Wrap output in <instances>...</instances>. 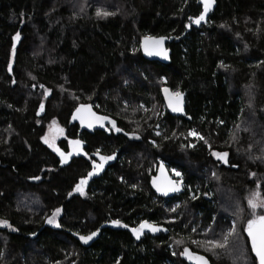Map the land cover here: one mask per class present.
Instances as JSON below:
<instances>
[{
  "label": "trees",
  "instance_id": "1",
  "mask_svg": "<svg viewBox=\"0 0 264 264\" xmlns=\"http://www.w3.org/2000/svg\"><path fill=\"white\" fill-rule=\"evenodd\" d=\"M85 1L0 0V219L16 229L0 227V264H188L185 248L212 264H258L249 214L240 219L257 186L264 195V0H215L200 26L189 17L203 11L201 0H101L114 13L106 18ZM148 35L172 39L168 62L145 59ZM163 86L185 94L189 118L167 110L156 117ZM82 103L120 129L84 132L89 152L117 159L83 195L75 186L89 160L61 167L43 140L54 120L74 137L70 118ZM193 130L204 140L189 138ZM213 151L227 152L228 162ZM157 158L183 174V194L154 193ZM221 197L237 202L225 215L238 228L227 250L208 251L192 241L228 231ZM177 200L182 207L173 211ZM56 208L59 228L46 223ZM142 221L169 233L138 241L130 229ZM97 231L92 244L79 238Z\"/></svg>",
  "mask_w": 264,
  "mask_h": 264
},
{
  "label": "snow or ice",
  "instance_id": "2",
  "mask_svg": "<svg viewBox=\"0 0 264 264\" xmlns=\"http://www.w3.org/2000/svg\"><path fill=\"white\" fill-rule=\"evenodd\" d=\"M201 3L203 4V11L197 16L194 20L189 17L190 20L196 25H199L202 21H205L207 13L210 11L212 5L215 3V0H201ZM96 15L100 18H106L109 15H114V13H110L108 11L98 9L96 12ZM191 25H189L190 27ZM20 36L19 33L16 34L15 39L19 40ZM165 38L164 37H152V36H145L143 38V49L146 55L148 56H162L164 59L168 58L167 55V49L163 47ZM15 54V47H13V55ZM11 70V68H9ZM41 87H43L41 85ZM47 91V90H46ZM165 98L168 100V107L172 109L173 112H183V94L179 91L171 92L168 88H165L164 90ZM44 105H40L41 111H43ZM73 119H80L81 124H84L87 119V125L88 127H92L94 122H102L107 119V117H101L96 116L95 113L91 111V105L82 104L80 107L76 109V115H74ZM56 122L53 121V124ZM114 123V122H113ZM101 126H103L101 124ZM239 127V126H237ZM117 131H120V129H116ZM58 133H62L63 129H57ZM159 134V133H157ZM189 135L196 136L201 140H204L203 136H200L199 133L193 131L189 132ZM54 139H50L49 137L45 136L43 137L44 143L48 144L49 147H52L54 151H56L60 157H61V163H66L69 159V157L75 153L76 155H79L82 151V141L80 140H73L70 141V146L73 148V152H69L65 154L64 152H61L59 148L55 147ZM205 144H208V141H204ZM211 147V145H209ZM99 153L97 152V155ZM213 156H215L217 159L223 161L224 163H227V152H215L213 151L211 153ZM115 159L114 155L111 156H100V163H96L93 161L92 163V171L87 173V176L85 178H82L80 182L75 186V191L79 192L81 195L84 194V187L88 182V179H90L93 175L97 174L99 171L103 170L104 164L109 161ZM161 173H163V166H161ZM175 175L177 177L181 176L180 172H176ZM253 176H255V173H253ZM32 179L38 180L39 177H32ZM153 185L156 187L157 191L162 192L164 195H168V193L171 192H178L180 190V183L179 181H173L165 178V181L163 184H161L158 179L153 180ZM248 206L252 209V217L247 220V235L251 240V251L255 253V259L258 261V264H264V214H257L256 210L264 209V195L259 190V186H257V189L252 191L247 199ZM62 212L61 208H56L50 217L46 218V223L50 225H54L55 227L59 228L61 225L58 222V217L60 216ZM113 224L119 225L122 227L127 228L128 225L121 224L119 220L112 221ZM0 227H7L12 229L13 231H16V229L12 228V225L5 219H0ZM147 229L152 232L161 231V229L154 225L150 224L148 221H142L140 224L136 227L131 228L132 234L136 237V239H140L141 235L143 234L144 230ZM98 232H92L89 235L86 236H80V240L83 241V243L87 244L89 241H91L94 237H96ZM236 234V228L235 224L229 229L226 233L222 235V238L220 239H212L207 240L204 242L200 241H192L193 243L197 244L198 246L203 243L206 247V250L208 251H215L216 249L221 250H227L229 247V244L231 242V238ZM35 235V233H33ZM179 243V242H178ZM181 255L185 256L189 261L192 262V264H209L208 260L202 256L193 253L188 248H185ZM118 264V262H117Z\"/></svg>",
  "mask_w": 264,
  "mask_h": 264
},
{
  "label": "water",
  "instance_id": "3",
  "mask_svg": "<svg viewBox=\"0 0 264 264\" xmlns=\"http://www.w3.org/2000/svg\"><path fill=\"white\" fill-rule=\"evenodd\" d=\"M211 10H212V7H211L210 11L207 13L206 18H205V21H202L199 25H196V26H200V25L205 24V23L207 22ZM148 36H151V35H148ZM152 37H156V38L164 37V38H165L164 43H163V47H164L165 49H167V55H168V58H167V59H164L162 56H148V55H146L145 52H144L143 46H142V44H143V39H142L141 42H140V49H141V52H142V54L144 55L145 59L148 60V61H156V62H161V63L168 62L169 59H170V51H169V48H168V43H169L172 39L169 38L168 36H152ZM165 88H168L171 92H174V91H173L169 86H163V87H162V90H161V94H162V97H163L164 105H165L166 110L169 112V114H171V115H173V116H177V117H184V116H186V117L189 118V116H187L186 107H185V94L182 93V94H183V98H182V99H183V105H182V106H183V109H184L183 112H173L172 109H171L170 107H168V100L165 98V93H164V91H163ZM82 104L91 105V111H92L93 113H95L96 116L107 117V119L104 120V121H102V122H94V123H93V126H92L91 128L88 127V125H87V119H86V121H85L84 124H81L80 119H73V117H74V115H76V109H77L78 107H80V105H82ZM82 104H79V105L74 109V111L72 112L71 118H70V123H71L72 125L77 124V125L79 126L80 132L87 131V132H90V133H94L95 131H106L109 127H114V126L117 125V120H116L114 117H112V116H110V115H106V114H101V113L97 112V111L94 109V106H93L92 104H89V103H82ZM37 115H38V117L43 116V115H44V109H43V111H41V109L39 108ZM113 122H114V123H113ZM101 124H102L103 126H101ZM73 140H80V141H82L80 138L72 139V140H70V141H73ZM82 142H83V141H82ZM83 145H84V143H82V151L80 152V154H79V155H76L75 153H73V154L69 157V159H68V161H67L66 163H61V157H60L59 154H57V157H58V159H59V164H60V166H61V167L68 166V165L73 161V159H76V158H79L80 156H82L83 153H84ZM69 152H73V148L70 146V143H69V151H68L67 153H69ZM67 153H65V154H67ZM161 166H163V173H161ZM107 167H108V164H107V162H106V163L104 164V168H103V170H101V171H99L97 174L93 175L90 179H88V181H90V180L96 178L97 176H99L100 174H102V173L104 172V170L107 169ZM165 178H167V179H169V180L177 181V180L171 175V173H170V171H169L167 165H165V163L161 162V163L159 164L158 168H157L156 174H154V175L151 177V179H150V186H151V188L153 189V191H154L159 197H162V198L173 197V196H175V195L182 194V193L185 192V188H184L183 184L180 183V182H179V183H180V190H179L178 192H171V191H170V192L168 193V195H164L162 192L157 191L156 187L153 185V180H157V179H158V181H159L161 184H163L164 181H165ZM154 225H156V224H154ZM156 226H158V227L161 229V231L152 232V231H149V230L145 229L144 232L150 234L151 236H159V235L162 234V233H163V234H168V233H169V229H168L167 227L162 226V225H156ZM97 232H98L97 236L94 237L91 241H89V242L87 243L88 245L94 243V242L99 238L100 233H99V231H97ZM246 235H247V231H246ZM247 238H248V240H249L250 247H251V240H250V238L248 237V235H247ZM190 251H191V250H190ZM253 254L255 255V253H253ZM198 255H202V254H198ZM202 256H204V255H202ZM204 257L208 260L209 264H212L211 261H210L206 256H204ZM184 258H185V260L187 261L188 264H192V262L189 261L185 256H184Z\"/></svg>",
  "mask_w": 264,
  "mask_h": 264
},
{
  "label": "rangeland",
  "instance_id": "4",
  "mask_svg": "<svg viewBox=\"0 0 264 264\" xmlns=\"http://www.w3.org/2000/svg\"><path fill=\"white\" fill-rule=\"evenodd\" d=\"M100 1L101 0H86L85 1V3H88V7H93V8H95L96 10V12H97V10L98 9H102V8H104V7H106V8H109L108 6H111V4H109V3H106V2H108V1H104L103 2V4L104 5H102V3H100ZM102 2V1H101ZM82 3V2H81ZM84 3V4H85ZM83 6V5H82ZM81 7V6H80ZM79 7V8H80ZM112 7V6H111ZM82 10V9H81ZM164 80V79H163ZM154 107H156L155 109L157 110V112H156V117H158L159 115H162V116H164L165 115V113H166V108L164 107V106H161L160 108L157 106V105H155ZM144 110H148V108H146V107H144ZM56 123L55 124H53V121L50 123V125L48 126V129H47V133H46V135L45 136H47V137H49L50 139H52L53 137H55V139H54V144L57 142V141H59V140H63L65 137H67V134H68V132H67V128L64 126V125H62L60 122H58L57 120H54ZM63 129V132L62 133H58L56 130L57 129ZM155 131V134L156 135H160L161 134V129H160V127H159V125L156 127V129L154 130ZM157 133H159V134H157ZM192 137H196V136H191V135H189V138H192ZM184 138H186V136L184 137ZM152 141V144L153 145H156L157 146V144H156V141H154V140H150V142ZM160 161V160H162L161 158H157V161ZM154 164V160H153V162H152V165ZM151 165V166H152ZM154 165H156V164H154ZM153 165V169L155 168V166ZM170 168V170H171V172H172V174H173V176L175 177V179L176 180H178V181H182V182H184L185 183V179H184V176H183V174L180 172V170L175 166V167H169ZM156 169H157V167H156ZM155 169V170H156ZM153 170H152V168H150L149 169V173H151ZM176 172H180L181 173V176H179V177H177L176 175H175V173ZM186 184V183H185ZM187 188H189L190 189V192H191V195H193L194 194V192L191 190V188L190 187H187ZM221 194V193H220ZM222 198V197H221ZM222 201H223V208H222V214L223 215H225V214H230V213H233V209L235 208V205L237 204V202H234L233 200L231 201L230 199L228 200L226 197H223L222 198ZM240 203L242 204V201H240ZM171 206H172V209H173V211L175 210V211H178L179 210V208H181L182 207V201L181 200H177V201H174L172 204H171ZM256 212H257V214L258 213H261V214H264V209H257L256 210ZM249 214V216H248V218L250 219L251 217H252V209L250 208V211L248 210V206H247V203H246V207H245V209H244V212H242V214H241V219H240V222L242 221V219L243 218H246L247 217V215ZM225 216H227V215H225ZM228 217V216H227ZM229 219H230V225L228 226V230L229 229H231V227L233 226V224H235V228H236V230H237V228H238V221H236L233 217H228ZM174 218H170V220H173ZM246 227H247V221H246ZM212 233H215V234H217V233H219V232H217V231H214V230H212ZM238 234V233H237ZM194 240L195 241H198V237H196V238H194ZM202 242H203V240H202ZM176 252V249H175V247H174V253ZM176 254H177V252H176Z\"/></svg>",
  "mask_w": 264,
  "mask_h": 264
},
{
  "label": "flooded vegetation",
  "instance_id": "5",
  "mask_svg": "<svg viewBox=\"0 0 264 264\" xmlns=\"http://www.w3.org/2000/svg\"><path fill=\"white\" fill-rule=\"evenodd\" d=\"M75 126L77 127V133H76V135L73 137V136H70V135H68L67 134V137H65L63 140H59V141H57L56 143H55V147L56 148H59L60 149V151L61 152H64V153H67L68 151H69V142H70V140H72V139H77V138H80L82 141H83V143H84V145H83V150H84V153H83V155L82 156H80L79 158H84V159H87V160H89V162H90V169H89V172L90 171H92V163H93V161H95L96 163H100L101 161H100V156H103V155H101L100 153L97 155V152L95 151V150H91L90 152H89V149H88V144H87V141H86V138H85V135H84V132L85 133H90V132H87V131H83V132H80V129H79V126L77 125V124H75ZM116 129H119L118 127H117V125L116 126H114V127H109L106 131H104V132H106V133H111L112 131H117ZM95 132H98V131H95ZM94 132V133H95ZM90 134H93V133H90ZM50 149L53 151V153H55L56 154V156H57V152L56 151H54L53 150V148L52 147H50ZM106 156H111V155H106ZM115 156V155H114ZM78 158V159H79ZM77 159V158H76ZM116 156H115V159H112V160H109V161H107V164H108V166L110 165V164H112V163H114L115 161H116ZM161 162H163V161H159V163H158V165H157V168H158V166H159V164L161 163ZM164 163V162H163ZM165 165H167L166 163H165ZM167 167H168V165H167ZM168 169H169V171H170V173H171V175L173 176V174H172V172H171V170H170V168L168 167ZM105 171V170H104ZM156 171H157V169H156ZM156 171H155V173L154 174H156ZM104 173V172H103ZM153 174V175H154ZM153 175H151V177L153 176ZM151 177H150V179H151ZM174 177V176H173ZM175 178V177H174ZM178 181V180H177ZM180 182V181H179ZM90 183V181H88L87 182V184L86 185H88ZM180 183H182L183 184V186H184V188H185V191H186V184L184 183V182H180ZM85 185V187L84 188H86L87 186ZM153 190V189H152ZM155 193V192H154ZM156 194V193H155ZM183 194V193H182ZM157 195V194H156ZM178 195H180V194H178ZM158 196V195H157ZM176 196V195H175ZM150 223V222H149ZM150 224H154V223H150ZM157 225V224H156ZM145 234H148V233H146V232H143V234L141 235V237H140V239L142 238V237H144L145 236ZM134 236V235H133ZM135 237V236H134ZM136 238V237H135ZM140 239H136V240H140ZM193 252V251H192ZM193 253H195V254H200V253H197V252H193Z\"/></svg>",
  "mask_w": 264,
  "mask_h": 264
}]
</instances>
